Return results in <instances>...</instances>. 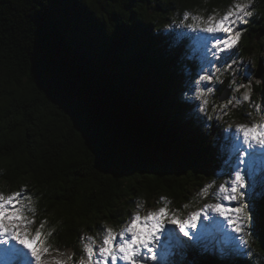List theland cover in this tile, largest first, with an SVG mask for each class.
<instances>
[{
	"label": "trees",
	"instance_id": "1",
	"mask_svg": "<svg viewBox=\"0 0 264 264\" xmlns=\"http://www.w3.org/2000/svg\"><path fill=\"white\" fill-rule=\"evenodd\" d=\"M234 2L0 0V192L26 190L55 252L82 255L83 235L119 231L141 203L190 210L229 170L222 129L190 101L200 62L176 25L185 11L207 17ZM252 10L243 61L264 51V0ZM186 247L180 264H257L224 244L212 255Z\"/></svg>",
	"mask_w": 264,
	"mask_h": 264
},
{
	"label": "snow or ice",
	"instance_id": "2",
	"mask_svg": "<svg viewBox=\"0 0 264 264\" xmlns=\"http://www.w3.org/2000/svg\"><path fill=\"white\" fill-rule=\"evenodd\" d=\"M253 2L254 0L237 2L222 16L213 13L205 18L199 13L189 11L183 14V20L178 26L186 27L193 33L207 34L197 37L205 41V52L202 57L204 64L200 69L202 74L195 80L194 93V98L200 101L197 105L200 112L207 113L209 103L207 94L214 92L212 87H201V85L211 84L214 79L220 80L216 75L220 69L215 68L214 71H210V68H214L217 61L226 63L228 59L234 57L232 49L237 46L245 31L239 25L249 22L248 18L253 15L251 10ZM187 20H191V23L185 24L184 21ZM219 33L224 35L218 36ZM221 53L224 55H219ZM233 63H236L235 59ZM227 68L231 69L232 65L228 64ZM256 83L260 84L261 81L257 80ZM240 88L245 89L242 97L228 99L226 103L220 105L222 110L232 105L234 100L237 104L250 100L251 81L238 85L235 91H239ZM260 109L261 105L255 104L257 113ZM248 115L251 116L252 113ZM229 128L231 129V126ZM226 140L229 141L231 150L235 154V161L232 162L230 159L225 161L229 169L226 172L229 179L219 185L214 194L215 202L204 203L198 210L191 211L185 217H181L179 211L170 210L169 202L164 197H161L163 206L156 210L142 213L143 204H138L126 226L119 231L106 227L99 243L95 237H81L87 242L83 244V255L75 264H148L149 261L153 264H171L168 259L171 242L174 240L178 247L186 244L180 240L174 230L166 228V225H175L179 233L191 241L194 239V230L201 220L207 222L203 224L205 231L215 229L225 234L228 231L236 234L239 247L243 249L241 254L251 256V192L248 193L249 201L246 202V193L243 190L248 187L249 181L255 184L257 160L264 164V117L259 121L253 120L251 124L235 125L232 136L226 137ZM211 187L213 185L206 186L201 190L200 195L207 196ZM234 202L236 206H230ZM184 207L187 208V205ZM35 214L32 198L26 194L25 189L10 194L0 192V264H49V261L44 259L46 254L59 251L47 246L46 242L52 231L47 233L43 231L46 221H41L35 231H32ZM162 237H164L163 244ZM195 239L199 240L200 234H195ZM68 260H72V255H68ZM53 264H66V262L54 258Z\"/></svg>",
	"mask_w": 264,
	"mask_h": 264
},
{
	"label": "rangeland",
	"instance_id": "3",
	"mask_svg": "<svg viewBox=\"0 0 264 264\" xmlns=\"http://www.w3.org/2000/svg\"><path fill=\"white\" fill-rule=\"evenodd\" d=\"M237 2L244 3L246 2V0H235L234 4ZM251 10H252V5H251ZM214 13L217 14V16H222L224 14L220 12V10H217ZM211 14H213V12H211ZM248 19L250 20V18ZM178 25H176L177 29H179L181 32H184V34L189 35L188 44H192V46L190 47V51L192 55L195 56L196 58L199 57L200 64H199L198 69H196V75L193 78L196 80L198 79L199 75L202 74L200 69L202 65L204 64L202 57L205 52V48H204L205 41L197 39V37L206 36L207 34L193 33L189 31L186 27L178 26ZM242 26L243 24L239 25V27L242 29H245V30L250 29L249 27H247L246 29V28H243ZM244 32L242 33V36L243 34H245ZM217 35L223 36L224 34L219 33ZM242 36L240 38V41L242 39ZM240 41L238 42L237 46L234 49H232V52L235 54L233 58L228 59L226 63L217 61L215 63L214 68H210V71H214L215 68L220 69V72L216 73V75L220 77V80L216 81L214 79L211 84L201 85V87H212L214 89V92L212 94H207V99L209 100V103L207 105V113L200 112L199 109L197 108V105H199L200 101L194 98L195 80L190 86L191 88H190L189 98H190V101L195 104V112L198 114V116L202 119V121L206 124V126L210 130L213 129L214 127H218V130L222 129L221 134L224 138L231 137L235 130V125L241 124V122H238L236 119H234L236 112L238 110H240V113L243 111L245 112L242 123L251 124L253 120L259 121L262 117H264V80L260 79L261 83L257 84L256 81L259 79H255L254 77L258 69V64L255 58L256 57L262 58L261 60L264 64V51L262 52L260 56L254 55L250 59L243 61L237 57V53H236ZM209 48H210V44H209ZM196 53H197V56H196ZM208 54L209 56L211 55L210 52ZM219 55L223 56L224 54L221 53ZM233 59L236 60V63H233ZM228 64L232 65L231 69L227 68ZM249 81H251V84H252V95H251L250 100L242 101L239 104H237L234 100L232 105H229L227 109L222 110L220 108V105L226 103L227 101L220 103L219 99L228 91H230V95L228 99H232L233 97H235L236 99H240L245 89L240 88L239 91H235V88L240 84H247ZM225 84H228L229 86L223 89L222 93L219 96V93L221 92ZM256 91H259V93L257 95V98L255 99L254 97H255ZM257 103L261 105V109L259 113H257L255 110V104ZM213 109H215V111ZM249 113H252V115L249 116L248 115ZM209 116H211L212 118L208 119ZM229 117H231L232 119H229ZM229 126H231V129L229 128ZM228 145L229 146L227 149V154H228L227 158L230 159L231 161H235V154L231 150L229 141H228ZM215 174H216L215 180H212V182H209L206 185V186L213 185V187L209 189L208 195L201 196L200 193H196L194 195L195 203L193 206H191V209L189 210L188 208L189 205H187V208L184 209V212L181 213L179 211V214L181 217L187 216L191 211L198 210L204 203L215 202L214 194L216 193L219 187V183L221 181H222L221 183H223L225 180L229 179V176H226V171H224L223 168L220 170L219 173H215ZM263 190H264V164H262L259 160H257V173H256V178H255V184L253 185L252 182L249 181L248 187L245 190H243L246 193L245 195L246 202L249 201L248 193L251 192V202H250V209H251V216H252V224L250 226L251 232H252V235L250 237V249L252 251L251 256H244L241 254L243 249L239 247V241L238 239L235 238L236 234L232 233L231 231H228L225 234L215 229H208L207 231H205L203 228V224L207 222L203 220H201V222L197 224V229L194 230V239L191 241L188 240L187 237H183V235L179 233V230L175 225L169 224V225H166V228L174 230L176 234L180 237V240L184 241L186 245L188 244V242H192L196 246H199L196 250L200 252L201 255L203 252L206 253V250H203L205 247L206 248L211 247L210 254L212 255V250L214 254V249L212 248L214 247L215 244H218L219 246H221V244L222 245L224 244L227 246V250L232 252V254L235 256L238 255V257H242L243 259H248L257 264H260L262 262L264 263L263 250L259 248L260 245L258 246L256 244V243H259L264 246V219H263L264 218V194H263ZM167 201L169 202V208L171 210L172 201L169 199H167ZM255 202H259L258 206ZM163 203L164 202L162 200H159L158 204H153V205L143 204L142 213L147 212L149 210H156L158 207L163 206ZM230 206H233V207L236 206L235 202L232 203ZM259 207H261L263 216L261 214L262 212L259 213L260 212ZM172 211H176V210H172ZM38 226L39 225L36 224V219H35V223L32 225V231H35V229ZM197 233L200 234L199 240L195 239V234ZM103 234H104L103 230H100V233H98V236H93L91 234H85L83 235V237H88V236L95 237L97 239V242L99 243L102 240ZM86 242L87 241L82 240V248H83V244ZM46 243H47V246L51 249V246L48 244V242ZM161 243L162 244L164 243V237L161 238ZM183 249L187 250V247L186 246H179V247L176 246V243L174 240L171 242L170 255L168 256V259L171 262V264H175V263L180 264L184 261V258L187 257V254L183 251ZM157 250L159 251L160 249L158 248ZM177 252L179 253L178 254L179 260L174 258L175 253ZM82 255H83V252H82ZM82 255L77 254L76 256L72 257L71 261H69L67 255H61L58 252L51 251L50 254H46L44 259L48 260L49 264H53L54 258L62 259L66 262V264H75V262H78L80 260ZM148 264H153V262L149 261Z\"/></svg>",
	"mask_w": 264,
	"mask_h": 264
},
{
	"label": "water",
	"instance_id": "4",
	"mask_svg": "<svg viewBox=\"0 0 264 264\" xmlns=\"http://www.w3.org/2000/svg\"><path fill=\"white\" fill-rule=\"evenodd\" d=\"M262 36H264V33L263 34H260L259 36H258V40L262 37ZM264 76V65H263V62L260 60V62H259V66H258V69H257V71H256V73H255V75H254V77H255V79H262V77ZM229 95H230V91H228V92H226L220 99H219V102L220 103H223V102H225V101H227V99H228V97H229Z\"/></svg>",
	"mask_w": 264,
	"mask_h": 264
}]
</instances>
